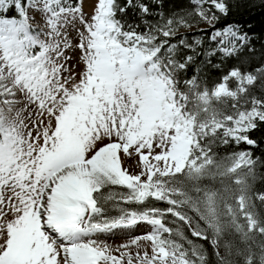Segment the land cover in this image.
Here are the masks:
<instances>
[{"label":"snow or ice","instance_id":"obj_1","mask_svg":"<svg viewBox=\"0 0 264 264\" xmlns=\"http://www.w3.org/2000/svg\"><path fill=\"white\" fill-rule=\"evenodd\" d=\"M243 4L0 0V264H264Z\"/></svg>","mask_w":264,"mask_h":264},{"label":"trees","instance_id":"obj_2","mask_svg":"<svg viewBox=\"0 0 264 264\" xmlns=\"http://www.w3.org/2000/svg\"><path fill=\"white\" fill-rule=\"evenodd\" d=\"M255 2L257 6L252 7V8H250L248 4L237 6V10L231 13L228 19L246 21L247 23H250L253 25L252 32L255 33L257 37L253 41V43L257 51L255 53H246V55L255 56L258 58V60H264V6L259 4V0H255ZM186 7H189L188 0H163V11L166 15L174 10H183ZM128 12H129L128 18L130 20L137 19V17L132 14L133 9L130 8ZM196 27L197 26H194L192 29L181 28L180 32L187 33L189 36V40H191L193 35H197ZM177 39H179V37H177ZM205 47L206 48L210 47V45H208L206 42ZM215 59L216 58H213L214 62H215ZM256 62L258 61L257 60L253 61V63H256ZM233 63L234 61H231V60L225 62L222 65L221 70H216V69H213L211 66H208L205 69V72L207 74L209 84L211 85V83L214 82L219 77L221 72H226ZM189 72H191V69L189 70ZM257 95H260V93H257ZM250 135L259 142V147L254 149L255 154L259 156L261 155V153H264V124L259 125L257 130L250 133ZM262 187H264V185L258 182L257 188L261 189Z\"/></svg>","mask_w":264,"mask_h":264},{"label":"rangeland","instance_id":"obj_3","mask_svg":"<svg viewBox=\"0 0 264 264\" xmlns=\"http://www.w3.org/2000/svg\"><path fill=\"white\" fill-rule=\"evenodd\" d=\"M94 3V0H84V9L85 11L87 12H91L92 10V5ZM197 27H201V28H206L207 25L206 24H203L201 23L200 25H198ZM73 55V60L71 61L72 64H75L76 63V59H75V54H72ZM129 164H132L131 161H128ZM130 170H134V166L132 169ZM146 230H149V226L146 225V224H140L134 231H133V234L135 235H139V234H142L144 231ZM123 239H125V237L121 236V235H117L115 237H111L108 239V242L109 243H112L114 245L116 244H119L120 242L123 241Z\"/></svg>","mask_w":264,"mask_h":264}]
</instances>
